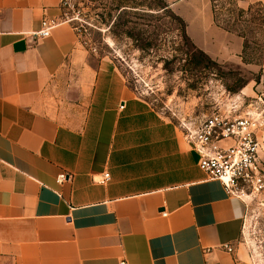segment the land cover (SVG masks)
Returning <instances> with one entry per match:
<instances>
[{"label": "crops", "instance_id": "crops-1", "mask_svg": "<svg viewBox=\"0 0 264 264\" xmlns=\"http://www.w3.org/2000/svg\"><path fill=\"white\" fill-rule=\"evenodd\" d=\"M167 4L211 60L239 55L210 0ZM47 19L58 26L41 38ZM95 53L62 0H0V264H251L246 199L199 169L115 56ZM241 94L264 110V65Z\"/></svg>", "mask_w": 264, "mask_h": 264}, {"label": "rangeland", "instance_id": "rangeland-1", "mask_svg": "<svg viewBox=\"0 0 264 264\" xmlns=\"http://www.w3.org/2000/svg\"><path fill=\"white\" fill-rule=\"evenodd\" d=\"M167 3L62 0L64 18L80 32L86 48L96 56H115L139 96L177 122L185 117L199 121L262 79L264 0H210L216 25L235 36L242 49L229 59L225 54L218 61L200 59L199 66L190 63L199 54L186 24ZM259 138L264 143V128ZM260 162L264 176V154ZM244 198L241 245L251 264H264V190Z\"/></svg>", "mask_w": 264, "mask_h": 264}, {"label": "built area", "instance_id": "built-area-1", "mask_svg": "<svg viewBox=\"0 0 264 264\" xmlns=\"http://www.w3.org/2000/svg\"><path fill=\"white\" fill-rule=\"evenodd\" d=\"M57 26L55 20H43L37 34L47 38ZM250 106L239 95L226 105L220 104L199 121L189 117L178 119L184 140L198 153L199 169L210 180L220 181L228 195L234 197H245L249 192L259 193L264 190L259 157V133L264 128V110L256 108L255 113L246 111ZM66 178L67 175L63 173L57 177V181L62 184ZM109 180L110 175L105 174L101 183H108ZM121 264L126 263L122 261Z\"/></svg>", "mask_w": 264, "mask_h": 264}, {"label": "trees", "instance_id": "trees-1", "mask_svg": "<svg viewBox=\"0 0 264 264\" xmlns=\"http://www.w3.org/2000/svg\"><path fill=\"white\" fill-rule=\"evenodd\" d=\"M198 54L199 57L193 58L190 62L191 64L199 66L201 64L200 59L206 60L207 62H212V60L208 56H206L203 52L198 50Z\"/></svg>", "mask_w": 264, "mask_h": 264}]
</instances>
